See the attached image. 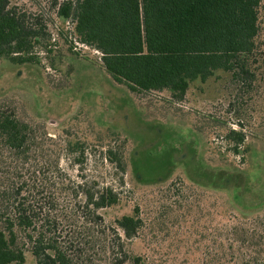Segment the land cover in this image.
Wrapping results in <instances>:
<instances>
[{
  "label": "trees",
  "instance_id": "obj_1",
  "mask_svg": "<svg viewBox=\"0 0 264 264\" xmlns=\"http://www.w3.org/2000/svg\"><path fill=\"white\" fill-rule=\"evenodd\" d=\"M55 5L57 16L72 23L74 40L99 52L104 71L132 92L168 91L182 100L191 83L218 71L231 74V84L248 93L264 81L258 78L262 66L256 67L264 61V0ZM64 37L72 52L77 49ZM50 40L42 19L0 0V59L40 65V52L53 51ZM16 109L7 97L0 98V264H26L27 253L35 264H148L128 248L144 227L139 208L110 227L100 211L119 203L114 188L83 176L73 181L62 170L63 156L73 157L71 164L82 169L87 144L57 141L44 124L26 120ZM226 138L240 155L245 130L230 128ZM104 157L125 171L117 150L108 149ZM213 172L210 185L218 189L223 174ZM229 181L226 176L225 184ZM210 249L199 264H264V219L219 222Z\"/></svg>",
  "mask_w": 264,
  "mask_h": 264
},
{
  "label": "rangeland",
  "instance_id": "obj_2",
  "mask_svg": "<svg viewBox=\"0 0 264 264\" xmlns=\"http://www.w3.org/2000/svg\"><path fill=\"white\" fill-rule=\"evenodd\" d=\"M10 1L42 19L53 51L40 52V65L0 59V98L57 141L87 144L82 169L68 156L61 168L73 181L83 176L114 188L119 203L100 211L108 226L139 208L144 227L128 242L133 254L148 264H199L219 222L264 219V81L248 93L218 71L191 83L182 100L168 91L132 92L104 71L99 52L74 40L72 23L57 16L55 4L66 0ZM261 39L264 55V25ZM258 64L264 72V61ZM230 128L247 135L240 155L226 138ZM108 149L122 155L124 172L105 159ZM213 171L223 174L218 189L210 185Z\"/></svg>",
  "mask_w": 264,
  "mask_h": 264
}]
</instances>
